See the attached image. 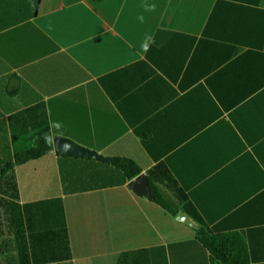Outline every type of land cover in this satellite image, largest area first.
I'll return each instance as SVG.
<instances>
[{
	"label": "crops",
	"instance_id": "crops-1",
	"mask_svg": "<svg viewBox=\"0 0 264 264\" xmlns=\"http://www.w3.org/2000/svg\"><path fill=\"white\" fill-rule=\"evenodd\" d=\"M54 136L133 160L198 229L129 181L65 194ZM6 163L18 204L62 199L60 264H264V0H0ZM64 164L78 188L106 170Z\"/></svg>",
	"mask_w": 264,
	"mask_h": 264
},
{
	"label": "trees",
	"instance_id": "trees-1",
	"mask_svg": "<svg viewBox=\"0 0 264 264\" xmlns=\"http://www.w3.org/2000/svg\"><path fill=\"white\" fill-rule=\"evenodd\" d=\"M39 144L34 150L19 156L16 163L41 157L52 150V141ZM87 161L99 164L106 170L92 171L91 179L82 188L73 186L66 175V160ZM60 173L65 194L125 185L142 173L140 167L128 158H108L106 162L86 157L60 155ZM79 163L74 166L77 167ZM152 201L176 216V203L153 184ZM14 165L6 163L0 168V264H60L72 259L61 198L20 205ZM199 240L212 250L215 240L204 227L198 230ZM5 237V238H4ZM12 237V238H11ZM118 264V262H117Z\"/></svg>",
	"mask_w": 264,
	"mask_h": 264
},
{
	"label": "water",
	"instance_id": "water-1",
	"mask_svg": "<svg viewBox=\"0 0 264 264\" xmlns=\"http://www.w3.org/2000/svg\"><path fill=\"white\" fill-rule=\"evenodd\" d=\"M53 146L57 155L77 156L92 158L95 160L106 162L107 158L98 152L78 144L72 139L62 136L53 137ZM127 187L134 193L152 199L151 187L146 174L141 173L127 183ZM177 221L182 222L192 228L198 229L199 225L189 218L183 211L179 212L176 217Z\"/></svg>",
	"mask_w": 264,
	"mask_h": 264
},
{
	"label": "clouds",
	"instance_id": "clouds-1",
	"mask_svg": "<svg viewBox=\"0 0 264 264\" xmlns=\"http://www.w3.org/2000/svg\"><path fill=\"white\" fill-rule=\"evenodd\" d=\"M148 10H149V11H155V5L150 6V8H149ZM140 19L143 20V17L141 16ZM153 44H155V39H154V37L148 36V37H146L145 40L142 42L141 47H142V49H143L145 52H147V51H150V50H151V46H152ZM48 142H50V139H49Z\"/></svg>",
	"mask_w": 264,
	"mask_h": 264
}]
</instances>
